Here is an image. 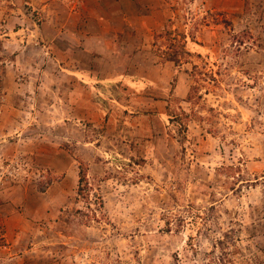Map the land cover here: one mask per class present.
Wrapping results in <instances>:
<instances>
[{"label": "rangeland", "instance_id": "1", "mask_svg": "<svg viewBox=\"0 0 264 264\" xmlns=\"http://www.w3.org/2000/svg\"><path fill=\"white\" fill-rule=\"evenodd\" d=\"M0 264H264V0H0Z\"/></svg>", "mask_w": 264, "mask_h": 264}, {"label": "trees", "instance_id": "2", "mask_svg": "<svg viewBox=\"0 0 264 264\" xmlns=\"http://www.w3.org/2000/svg\"><path fill=\"white\" fill-rule=\"evenodd\" d=\"M179 57L181 58V56H179ZM179 57H178V59H180ZM176 58H177V56H176ZM82 177H83V173L80 172V173H79V178H80V179H79V182L82 181Z\"/></svg>", "mask_w": 264, "mask_h": 264}]
</instances>
